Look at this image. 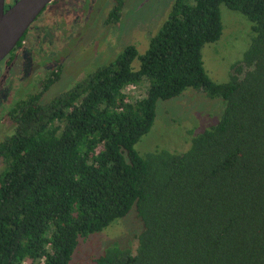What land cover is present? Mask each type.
I'll return each instance as SVG.
<instances>
[{
  "label": "trees",
  "instance_id": "16d2710c",
  "mask_svg": "<svg viewBox=\"0 0 264 264\" xmlns=\"http://www.w3.org/2000/svg\"><path fill=\"white\" fill-rule=\"evenodd\" d=\"M222 5L247 16L254 37L229 81L217 83L203 49L223 36ZM124 6L117 0L113 25ZM60 76L61 68L7 110L0 264H70L82 239L133 210L137 248L111 243L93 264H264V0H176L143 55L129 46L43 104ZM188 89L225 103L219 122L184 153L142 156L136 146L158 103Z\"/></svg>",
  "mask_w": 264,
  "mask_h": 264
},
{
  "label": "rangeland",
  "instance_id": "374dc122",
  "mask_svg": "<svg viewBox=\"0 0 264 264\" xmlns=\"http://www.w3.org/2000/svg\"><path fill=\"white\" fill-rule=\"evenodd\" d=\"M113 1L110 0L107 6L101 8L97 14H94V8L89 21L97 18L98 22H87L81 25L80 33L75 32L73 35V37L77 35L75 43H71L67 48L66 44L63 46L61 43L56 44L55 40L56 38L70 39L72 32L69 28V18L80 15L77 13V2L76 0H63L58 1L57 7L53 3L47 7L30 28L31 45L25 46L23 50L21 78L17 77L13 80L11 69L8 66H0V118L6 111L8 102L14 97L12 91L19 90L20 84L17 81L30 76L33 69L45 60L42 56L35 57L34 35H41L47 41L44 52L47 58V72L40 78L32 77L31 81L35 83L40 79L43 82L53 71L61 68L60 80L42 99V103L46 104L70 90L73 85L100 67L114 62L127 47L136 46L139 54L143 55L151 39L168 19L176 0H126L119 23L104 25L109 10L114 6ZM221 15L224 27L223 36L219 42L205 46L203 58L206 71L211 79L217 83H226L234 73V66L240 60L242 61L254 34L252 23L244 14L231 11L226 5H222ZM56 58L59 63L54 60ZM134 66L138 68L139 62L136 61ZM39 71L36 70L35 73L39 74ZM18 72L15 71L19 75ZM147 88L148 83L144 82L134 89V96L142 98ZM24 95L20 93L18 98ZM224 109L225 103L221 99H212L204 92L193 89H188L178 98L160 101L157 106L155 124L151 132L137 144L136 150L142 156L162 150L184 153L190 148L195 136L219 122ZM10 131L9 121H2L0 141ZM6 168V163L0 160V176ZM141 231L142 224L136 216V211L133 210L127 217L118 220L103 232L82 239L70 264H93L94 259L102 255L104 250L115 242L122 248L135 250L138 245L137 236Z\"/></svg>",
  "mask_w": 264,
  "mask_h": 264
},
{
  "label": "flooded vegetation",
  "instance_id": "af4514ba",
  "mask_svg": "<svg viewBox=\"0 0 264 264\" xmlns=\"http://www.w3.org/2000/svg\"><path fill=\"white\" fill-rule=\"evenodd\" d=\"M17 1L18 0H5V7H4L5 11L8 10L11 6H13ZM58 1L62 2L63 0H55L56 3L53 4V5H55V7L58 6V4H59ZM109 1L110 0H76V2H77L76 7H78L77 13H79L80 15L78 14L79 16H76L74 18L73 17L69 18V20H70V27L69 28L71 29L72 35H71L69 40H66V38L64 40L62 38L61 39L56 38V40H55L56 44L61 43L62 46L64 44H66L65 47L67 48L68 45H70L71 43H75L77 35L75 37H73V35L75 32L78 33L79 31H81V29H80L81 25H84L87 22L88 23H90V22L97 23L98 22L96 20L97 18H94L92 20L90 19V21H89V17L94 12V8H95L94 14H97V13H99L101 8H105L107 6ZM123 1H124V3L126 2V0H123ZM113 2H114V6H113V8H114L117 4V0H114ZM112 9L109 10L108 16L105 18L106 20L104 22V25H113V22H110L111 21L110 13H111ZM85 12H86V15H85ZM103 13H104V11H103ZM68 24H69V22H68ZM30 31H31L30 29L27 31V33L24 35V37L19 42L18 46L13 50V52H11V54L7 58H5L3 61L0 62V66H3V67L8 66L11 69V75H12L13 80L17 79V77L21 78V76H22L21 71L23 70L22 64L24 61L23 50H24L25 46L31 45V37L29 36ZM34 36H35V39H34L33 43L36 44V48L34 49L35 57H37V56L41 57L42 56L45 60L42 63H40L36 67V69H33V72L30 76H26L24 80L18 79L19 81H17V82L20 84V86L18 88L19 90L17 92H15L14 90L12 91V94L14 95V97H13V99L10 100V102H8V105L6 106L7 107L6 111L1 115V119H3V120H5V118L8 116L7 110L9 108V106L16 99H19L18 95L20 93H24L25 94L24 96L35 95V94L39 93L41 90L40 86H41L42 81L39 79L34 83L31 81V78L32 77H34V78L39 77L40 78L41 76L45 75L47 72V58H46L45 53H44L46 50L45 47H46L47 41L45 38H42L41 35H34ZM27 41H29L28 44H27ZM49 44H51V42H49ZM54 60H57V62L59 63L57 58ZM36 70H40L39 71L40 73L39 74L35 73ZM15 71H19L18 73H20V74L18 75L17 73H15ZM15 85H16V83H15ZM15 93H17V95H15ZM3 120H1V121H3ZM1 121H0V124H1Z\"/></svg>",
  "mask_w": 264,
  "mask_h": 264
},
{
  "label": "water",
  "instance_id": "95a60500",
  "mask_svg": "<svg viewBox=\"0 0 264 264\" xmlns=\"http://www.w3.org/2000/svg\"><path fill=\"white\" fill-rule=\"evenodd\" d=\"M55 0H18L5 11L0 0V62L18 46L34 22Z\"/></svg>",
  "mask_w": 264,
  "mask_h": 264
}]
</instances>
